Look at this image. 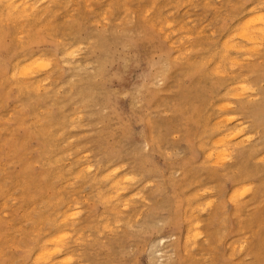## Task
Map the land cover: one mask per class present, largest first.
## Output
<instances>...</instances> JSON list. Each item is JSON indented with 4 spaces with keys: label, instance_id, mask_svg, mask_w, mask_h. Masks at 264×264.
Returning a JSON list of instances; mask_svg holds the SVG:
<instances>
[{
    "label": "rangeland",
    "instance_id": "374dc122",
    "mask_svg": "<svg viewBox=\"0 0 264 264\" xmlns=\"http://www.w3.org/2000/svg\"><path fill=\"white\" fill-rule=\"evenodd\" d=\"M259 17L264 0H0V264H264Z\"/></svg>",
    "mask_w": 264,
    "mask_h": 264
},
{
    "label": "bare ground",
    "instance_id": "6f19581e",
    "mask_svg": "<svg viewBox=\"0 0 264 264\" xmlns=\"http://www.w3.org/2000/svg\"><path fill=\"white\" fill-rule=\"evenodd\" d=\"M15 1H16V0H15ZM37 1H38V0H37ZM195 1H196V0H195ZM9 2H10V1H9ZM26 2H27V1H26ZM53 2H54V1H53ZM13 3H14V2H13ZM19 3H21V2H19ZM31 4H32V2H31ZM33 4H34V3H33ZM60 4H61V3H60ZM187 4H189V3H187ZM257 4H258V3H257ZM22 5H23V4H21V5L19 4V6H22ZM28 5H29V4H28ZM35 5H36V4H34V6H35ZM37 5H38V4H37ZM203 5H205V3H203ZM255 5H256V4H255ZM255 5H254V6H255ZM24 6H25V5H23V7H24ZM26 6H27V5H26ZM201 6H202V5H201ZM35 7H36V10H37V6H35ZM260 7H261V6H260ZM42 8H43V7H42ZM254 8H255V7H254ZM254 8H253V9H254ZM258 8H259V7H258ZM14 9H15V8H14ZM23 9H24V8H23ZM31 9H32V7H31ZM33 9H34V8H33ZM132 9H133V8H132ZM6 10H7V9H5V12H7ZM39 10H40V9H39ZM251 10H252V9H250V11H251ZM1 11H2V10H1ZM135 11H136V10H135ZM12 12H13V11H12ZM14 12H15V11H14ZM29 12H30V11H29ZM35 12H36V11H35ZM256 12H257V11H256ZM3 13H4V12H3ZM15 13H16V12H15ZM32 13H33V12H32ZM260 13H262V12H260ZM28 14H29V13H28ZM147 14H148V13H147ZM186 14H187V13H186ZM254 14H256V13H254ZM254 14L251 15V16L254 17ZM17 16H18V15H17ZM251 16H250V17L248 16L247 18L249 19V18H251ZM11 17H12V15H11ZM13 17H14V14H13ZM101 17H102V16H101ZM2 18H4V16H3ZM24 18H25V17H24ZM162 18H163V17H162ZM243 18H244V17H243ZM19 19H20V18H19ZM30 19H31V18H30ZM99 19H100V18H99ZM238 19H239V17H238ZM248 19H247L245 22H243L244 25H246V26H245L246 31H245V29H244V32H243V27H242V26H244V25L241 23V24H242V26H241V27H242L241 31L243 32V34L241 33V34H242V35H241V34H238V33H237V34H238V37H239V35H240V37H241V36H242V37L244 36L246 39H251V38H254V37H255L254 34L256 33V31H257L258 29L260 30V32H261V30L264 32V27H263V29H262V26L264 25V23H263L264 20H263V22H262V20H260V19H262V18L259 17V20H258V18H257V20H258L259 23H261L262 26L258 24V25H259L258 27H260L261 29L258 28L257 25H255L256 27H254V26L251 25L252 28L254 27V29H253V30H254V31H253V32H254V34H253L254 37H252V32L250 33L249 28H247V24L249 25V23H250V19H249V22L246 23V22L248 21ZM31 20H32V19H31ZM62 20H63V19H62ZM240 20H241V19H240ZM251 20H252V19H251ZM254 20H255V18H254ZM257 20H255V22H253V21H251V22H252L253 24H254V23L257 24V23H258ZM164 21H165V20H164ZM154 22H155V21H154ZM170 22H171V21H170ZM116 23H117V22H116ZM252 23H251V24H252ZM262 23H263V24H262ZM30 24H31V23H30ZM167 24H168V23H167ZM238 24H239V23H238ZM238 24H236V25H238ZM241 24H240V25H241ZM170 25H172V24H170ZM167 26H168V25H167ZM167 26H166V27H167ZM21 27H22V25H21ZM178 27H179V26H178ZM190 27H191V26H190ZM232 27H233V26H232ZM235 27H236V26H235ZM237 27H238V26H237ZM167 28H168V27H167ZM255 28H256V31H255ZM257 28H258V29H257ZM23 29H24V28H23ZM233 29H234V27H233ZM250 29H251V28H250ZM248 30H249V31H248ZM259 30L257 31L258 33H259ZM160 31H161V30H160ZM212 31H213V30H212ZM234 31H235V30H234ZM241 31H240V32H241ZM251 31H252V30H251ZM189 32H190V31H189ZM196 32H197V30H196ZM196 32H195V33H196ZM209 33H210V32H209ZM261 33H262V32H261ZM165 34H166V33H165ZM206 34H207V33H206ZM234 34H236V33H234ZM237 34H236V35H237ZM261 35H262V37H264V36H263L264 33L261 34ZM168 36H169V35H168ZM205 36H206V35H205ZM228 36H229V35H228ZM242 37H241V38H242ZM256 37H257V40H258V37H260V36H256ZM256 37H255V38H256ZM14 38H15V37H14ZM226 38H227V36H226ZM232 38H233V37H232ZM241 38H240V39H241ZM255 38H254V40H255ZM222 39H223V38H222ZM229 39H231V37H229ZM205 40H206V39H205ZM244 40H245V39H244ZM260 40H261V39H260ZM235 41H236V40H235ZM235 41H234V42H235ZM238 41H239V40H238ZM247 41L250 43V40H247ZM255 41H256V40H255ZM227 42H228V41H227ZM227 42H226V45H227ZM259 42H260V41H259ZM261 42H262V41H261ZM263 42H264V41H263ZM231 43H232V42H231ZM240 43H241V42H240ZM240 43H239V44H240ZM243 43H244V42H243ZM254 43H255V42H254ZM228 44H229V43H228ZM251 44H252V43H251ZM256 44H257V43H256ZM221 45H222V44H221ZM224 45H225V43H224ZM226 45H225V46H226ZM237 45H238V44H237ZM240 45H241V44H240ZM228 46H229V45H228ZM228 46H227V47H228ZM219 47H220V46H219ZM246 47H247V46H246ZM248 47H250V46H248ZM256 47H257V45H256ZM256 47L254 46V48L252 47V49H255ZM258 47H259V46H258ZM260 47H261V46H260ZM225 48H226V47H225ZM230 48H231V47H230ZM242 48H243V47H242ZM231 49H232V48H231ZM243 50H244V49H243ZM247 50H248V48H247ZM223 51H224V50H223ZM241 51H242V49H241ZM221 52H222V51H221ZM225 52H226V51H225ZM234 52H235V50H234ZM257 52H258V50H257ZM184 53H185V52H184ZM223 53H224V52H223ZM66 54H67V53H66ZM61 55H62V54H61ZM217 55H218V53H217ZM221 55H222V54H221ZM36 57H38V56H36ZM36 57H35V58H36ZM62 57H63V56H62ZM224 57H225V56H224ZM228 57H229V56H228ZM33 58H34V57H33ZM234 58H235V57H234ZM246 58H247V57H246ZM243 59H244V57L242 58V60H243ZM28 60H29V59H28ZM41 60H42V59H41ZM226 60H227V59H226ZM233 60L236 61L237 59H233ZM37 61H38V60H37ZM46 61H47V60H46ZM49 61H50V60H49ZM238 61H239V60H237V62H238ZM28 62H29V61H28ZM63 62H64V61H63ZM227 62H229V61L227 60ZM237 62H236V63H237ZM241 62H242V61H241ZM44 63H45L44 61H43V62H39V61H38V64H39V65H38V64H35V65H38V68L41 67L40 69H44V68L46 69V67H48V66H46V65H48L50 62H48L46 65H45ZM232 63H233V62H232ZM22 64H23V63H22ZM25 64H26V62H25ZM43 64H44V66L42 67L41 65H43ZM33 65H34V63H33ZM35 65H34V66H35ZM76 65H77V64H76ZM78 65H79V63H78ZM45 66H46V67H45ZM49 66H50V65H49ZM74 66H75V65H74ZM31 67H32V66H30L29 68H31ZM77 67H78V66H77ZM26 68H28V67H26ZM26 68H24L23 71L27 73V71L29 72L30 70L27 69V70L25 71ZM35 68H36V67H35ZM38 68H37V69H38ZM216 68H217V67H216ZM82 69H83V68H82ZM213 69H214V68H213ZM217 69H218V68H217ZM215 70H216V69H215ZM87 71H88V70H87ZM24 72H23V73H24ZM39 72H40V71H39ZM48 72H49V71H48ZM212 72H213V71H212ZM10 73H11V72H10ZM222 73H223V72H222ZM13 74H14V72H13ZM237 74H238V73H237ZM9 75L12 76V74H9ZM23 75H24V74H23ZM225 75H226V74H225ZM244 83H245V82H244ZM244 83L242 84L243 91H244V89H249V90H250L251 88H250L249 86H248L249 88H247V87L245 88V86H243V85H245ZM238 84H239V83H238ZM34 86H35V85H34ZM41 86H42V85H41ZM238 86H239V85H238ZM240 86H241V85H240ZM242 87H241V88H242ZM236 89H237V87H236ZM240 90H241V89H240ZM240 90H239V91H240ZM231 91H232V89H231ZM237 91H238V90H237ZM241 92H242V91H241ZM233 93H234V92H233ZM234 95H235V94H234ZM250 95H251V94H250ZM229 96H230V95H229ZM244 96H245V95H244ZM235 97H236V96H235ZM122 100H123V99H122ZM251 100H252V99H251ZM221 104H222V103H221ZM222 108H223V107H222ZM230 108H231V107H230ZM213 109H214V108H213ZM218 110H219V109H218ZM77 116H78V115H77ZM79 116H80V115H79ZM74 118H75V117H74ZM223 118H224V115H223ZM229 118H230V117H228V119H229ZM217 119H218V118H217ZM228 119H226V122L229 121ZM224 120H225V119H224ZM227 120H228V121H227ZM232 120H233V119H232ZM236 120H237V119H236ZM73 121H74V119H73ZM221 121H222V119H221ZM233 121H235V120H233ZM77 122H78V121H77ZM213 122L215 123L216 121H213ZM213 122H212V123H213ZM219 122H220V121H219ZM217 123H218V122H217ZM220 123H221V122H220ZM223 123H225V122H223ZM238 123H239V121H238ZM226 124H227V123H226ZM234 124H235V123H234ZM240 124H241V123H240ZM240 124H239V125H240ZM218 126H219V125H218ZM218 126H216V128H217ZM242 126H243V125H242ZM244 126H245V125H244ZM244 126H243V127H244ZM225 127H226V126H225ZM225 127H224V128H225ZM234 127H235V126H234ZM240 127H241V126H240ZM214 128H215V126L213 127V129H214ZM237 128H238V127H237ZM244 128L246 129V126H245ZM235 129H236V128H235ZM238 129H239V128H238ZM217 130H219V129H217ZM239 131H240V129H239ZM239 131H238V132H239ZM233 132L236 133V131H234V130H233ZM226 133H227V132H226ZM234 133H233V134H234ZM243 133H244V130H243ZM221 134H222V133H221ZM230 135H231V134H230ZM240 135H241V131H240ZM232 136H233V135H232ZM237 136H239V135H236V137H237ZM174 137H175V136H174ZM176 137H177V136H176ZM229 137L232 138L231 136H229ZM236 137L234 138V140L236 139ZM216 138H217V137H216ZM241 138L244 139V137H241ZM241 138H240V139H241ZM227 139H228L229 141H231L229 138H227ZM227 139H226V140H227ZM237 140H238V139H237ZM224 141H225V139H224ZM210 143H212V142H210ZM220 144H221V143H220ZM222 144H223V143H222ZM222 144H221V145H222ZM224 144H225V143H224ZM243 144H244V143H243ZM237 145H238V144H237ZM216 146H217V145H216ZM218 147H219V146H218ZM215 148H216V147H215ZM222 149H223V151H225L224 148H222ZM212 150H213V149H212ZM212 150H210V151L212 152ZM218 150H219V149H218ZM210 151H209V152H210ZM216 151H217V150H216ZM223 151H222V153H223ZM217 152L219 153L220 151H217ZM217 152H216V153H217ZM225 152H226V151H225ZM225 152H224V153H225ZM216 153H215V154H216ZM220 153H221V152H220ZM208 154L210 155V153H208ZM225 154H226V153H225ZM229 154H230V151H229ZM205 155H207V154H205ZM209 155H208V156H209ZM221 155H222V154H221ZM221 155H220V156H221ZM84 156H85V155H84ZM84 156H83V157H84ZM210 156H211V155H210ZM212 156H213V155H212ZM220 156H219V157H220ZM225 156H227V155H225ZM81 157H82V156H81ZM84 158H85V157H84ZM209 158H211V157H209ZM215 158H216V157H215ZM217 158H218V156H217ZM226 158L229 159V157H226ZM260 159H261V160H262V159L264 160V158H260ZM214 160H216V159H214ZM214 160H213V162H214ZM223 160H224V158L222 159V161H223ZM218 161H219V160H218ZM226 161H229V160H226ZM226 161H225V162H226ZM211 163H212V161H211ZM216 163H218V162H216ZM220 163H224V162H221V161H220ZM220 163H219V164H220ZM86 166H87V165H86ZM121 167H122V166H121ZM87 168H88V170H90L89 167H87ZM87 168H86V169H87ZM113 168H114V167H113ZM113 168H112V171L115 170V172H116V170L118 169V168H117V169H116V168L113 169ZM109 170H110V169H109ZM78 171H79V170H78ZM84 171H85V170H84ZM112 171H111V173H112ZM117 171H118V170H117ZM76 172H77V171H76ZM113 172H114V171H113ZM82 173H83V172H82ZM116 173H117V172H116ZM76 174H77V173H76ZM114 174H115V173H114ZM114 174H113V175H114ZM79 175H80V174H79ZM79 175H78V176H79ZM102 175H103V174H102ZM75 176H76V175H75ZM111 176H112V174H111ZM72 177H73V176H72ZM106 177H107V176H106ZM106 177H105V178H106ZM113 177H114V176H113ZM116 177H117V176H116ZM76 178H77V177H76ZM117 179H119V178H117ZM133 179H134V178H133ZM131 180H132V176H131L130 181H131ZM121 181H122V180H121ZM132 181H134V180H132ZM132 181H131V182H132ZM67 182H68V181H67ZM113 182H115V180H114ZM116 182H117V180H116ZM127 183H128V181H127ZM67 184H71V183H67ZM113 184H114V183H113ZM123 184H124V182H123ZM121 185H122V184H121ZM121 185H119V186L121 187ZM122 186H123V185H122ZM114 187H116V186H114ZM239 187H240V186H239ZM241 187H242V186H241ZM237 188H238V187H237ZM242 188H243V187H242ZM113 189H115V188H113ZM121 189H122V187H121ZM239 189H240V188H239ZM115 190H117V188H116ZM115 190H114V192H115ZM116 193H118V192H116ZM119 193H120V192H119ZM119 193H118V194H119ZM121 193H122V192H121ZM118 194H117V195H118ZM115 195H116V194H115ZM117 195H116V196H117ZM119 196H120V195H119ZM192 196H194V195H192ZM195 196H196V195H195ZM122 197H123V196H122ZM197 197H198V196H197ZM119 198H120L119 200H122L121 197H119ZM133 198H134V197H133ZM107 199H108V198H107ZM117 199H118V198H117ZM124 199H125V198H124ZM126 199H127V198H126ZM128 200H129V199H128ZM205 201H206V200H205ZM205 201H204V202H205ZM209 201H210V200H209ZM209 201H208V202H209ZM211 201H212V200H211ZM85 202H86V201H85ZM141 202H142V201H141ZM202 202H203V201H202ZM202 202H201V203H202ZM124 203H127V202H124ZM124 203H123V204H124ZM139 203H140V202H139ZM120 204H121V203H120ZM206 204H207V203H206ZM125 205H126V204H125ZM69 206H70V205H69ZM199 206H200V205H199ZM74 207H75V206H74ZM117 207H118V206H117ZM117 207H116V208H117ZM71 208H72V207H71ZM77 208H78V206H77ZM123 208H124V207H123ZM209 208H210V207H209ZM68 209H69V208H68ZM74 209H75V208H74ZM118 210H120V209L118 208ZM201 210H202V209H201ZM204 210H205V209H204ZM62 211H63V210H62ZM76 211H77V210H76ZM76 211H74V213H75ZM79 211H80V210H78L77 214H79ZM65 212H66V211H65ZM68 212H69V211H68ZM74 213H73V214H74ZM198 213H199V212H198ZM67 214H68V213H67ZM67 214H65V215L63 214V215L66 216ZM70 214H72V213H70ZM73 214H72V215H73ZM3 215H4V214H3ZM197 215H198V214H197ZM5 216H6V215H5ZM67 216H68V215H67ZM67 216H66V218H68ZM70 216H71V215H70ZM61 219H63V218H61ZM198 219H200V218H198ZM62 221H63V220H62ZM60 223H61V222H60ZM108 223H109V222H108ZM190 223H191V222H190ZM192 223H193V222H192ZM192 223H191V224H192ZM58 224H59V223H58ZM64 224H65V223H64ZM193 224H194V223H193ZM193 224H192V225H193ZM198 225H200V224H198V223L196 222V226H198ZM194 226H195V224L193 225V227H194ZM190 227H191V226H190ZM62 229H64V228H62ZM194 229H195V228H194ZM187 230H188V229H187ZM189 230H190V233H191L192 228L189 229ZM197 230H198V227H196L195 232H196ZM62 231H63V230H62ZM66 232H67V231L63 232L64 234H62V232H60L61 235H60V234H59L60 236L57 235V236H59V237H58V239H56V240H57L59 243H62L61 241H59L61 238L65 241L64 238L67 237ZM187 232H189V231H187ZM57 233H59V232L57 231ZM57 233H56V234H57ZM186 234H187V233H186ZM63 235H64V237H62ZM68 235H69V232H68ZM79 235H80V234H79ZM187 235H189V233H188ZM53 236H55V234H54ZM53 236H52V237H53ZM185 236H186V235H185ZM77 237H78V236H77ZM191 237H193V236L191 235ZM195 237H197V235H196ZM75 238H76V237H75ZM198 238H199V236H198ZM48 239H49V238H48ZM50 239H51V238H50ZM62 239H61V240H62ZM66 239H68V237H67ZM88 239H89V238H88ZM189 239H190V238H189ZM192 239H194V237H193ZM56 240H55V242H56ZM187 240H188V237H187ZM53 241H54V240H53ZM162 241H163V240H162ZM162 241H160V243H161ZM193 241H194V240H193ZM47 242H48V241H47ZM50 242H52V241L50 240ZM65 242H66V241H65ZM45 243H46V241H45ZM160 243H159V244H160ZM51 244H52V243H51ZM52 245H54V244H52ZM55 245H56V244H55ZM59 245L62 246V244H59ZM63 245H64V244H63ZM234 245H235V244H234ZM56 246H58V245H56ZM241 246H242V245H241ZM51 247H53V246H51ZM49 248H50V247H49ZM49 248L46 247L45 250H46V249H49ZM239 248L241 249V247H239ZM52 249L55 251V250L57 249V247H56V248L54 247V248H52ZM53 250H52V251H53ZM233 250H234V249H233ZM39 251L41 252V250H39ZM50 251H51V249H50ZM42 252H44V250H42ZM42 252H41V253H42ZM47 252H48L47 254H49V251H47ZM59 252H60V251H59ZM59 252H56V253H59ZM41 253L39 254V256H41ZM52 253H53V252H52ZM52 253L50 252V255H51ZM56 253H53V254L56 255ZM156 254H157V253H156ZM43 255H44V254H43ZM55 255H54V256H55ZM36 256L39 257L38 254H37ZM44 256H45V255H44ZM44 256H41V257L43 258ZM46 256L48 257V259H49V257H51V256H49V255H46ZM65 256H66V255H65ZM65 256H64V257H65ZM44 259H45V258H44ZM44 259H43V260H44ZM66 259H67V258H66ZM35 260H36V259H35ZM46 260H47V259H46ZM50 260H51V259H50ZM33 261H34V260H33ZM44 261H45V260H44ZM48 261H49V260H48ZM37 262H38V261H37ZM39 262H40V261H39ZM60 262H61V261H60ZM56 263H57V262H56ZM58 263H59V262H58ZM64 264H65V263H64ZM66 264H67V263H66Z\"/></svg>",
    "mask_w": 264,
    "mask_h": 264
}]
</instances>
